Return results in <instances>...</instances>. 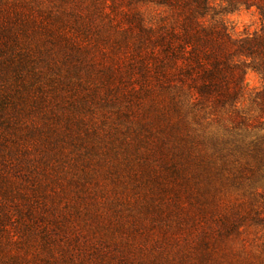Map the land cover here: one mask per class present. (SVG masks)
Here are the masks:
<instances>
[{
	"label": "rangeland",
	"instance_id": "1",
	"mask_svg": "<svg viewBox=\"0 0 264 264\" xmlns=\"http://www.w3.org/2000/svg\"><path fill=\"white\" fill-rule=\"evenodd\" d=\"M67 2L0 0V47L28 54L20 74L0 63V264H264V223L225 228L262 203L264 179L167 169L178 149L162 148L140 86V18L156 27L162 8L78 0L73 14ZM220 17L234 34L260 25L254 8Z\"/></svg>",
	"mask_w": 264,
	"mask_h": 264
},
{
	"label": "trees",
	"instance_id": "2",
	"mask_svg": "<svg viewBox=\"0 0 264 264\" xmlns=\"http://www.w3.org/2000/svg\"><path fill=\"white\" fill-rule=\"evenodd\" d=\"M67 1L66 13L76 14L78 0ZM140 3L164 11L156 27L146 26L140 18V86L147 95L152 94L150 102L161 123L162 143L172 142V148L178 149L171 155L167 168L170 174H180V164L190 163L198 176L207 179H264V0ZM252 8L259 15L260 25L250 33L234 34L220 17L223 11ZM123 15L132 24L135 22L134 14ZM77 20L74 28L81 34L85 28L80 24L81 14ZM54 22L66 26L69 20L60 17ZM6 31L3 27L0 35L9 38ZM82 51L85 50L80 49L76 57L81 54L86 59L88 52ZM26 54L18 46L12 49L2 45L0 63H16V73L20 74ZM249 71L261 79V85L252 90L246 84ZM9 98L0 95V125L4 123ZM82 98L76 108H84L88 97ZM261 196L263 201L253 206V213L249 210L232 217L225 228L232 229L247 218L264 223V192Z\"/></svg>",
	"mask_w": 264,
	"mask_h": 264
}]
</instances>
